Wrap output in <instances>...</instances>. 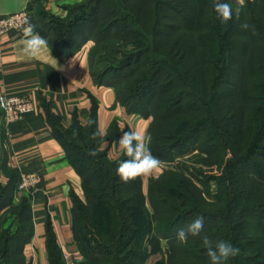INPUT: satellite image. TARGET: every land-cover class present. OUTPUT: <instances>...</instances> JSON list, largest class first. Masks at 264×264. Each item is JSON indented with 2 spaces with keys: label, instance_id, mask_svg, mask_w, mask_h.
Here are the masks:
<instances>
[{
  "label": "trees",
  "instance_id": "16d2710c",
  "mask_svg": "<svg viewBox=\"0 0 264 264\" xmlns=\"http://www.w3.org/2000/svg\"><path fill=\"white\" fill-rule=\"evenodd\" d=\"M221 2L240 7L239 18L234 11L222 24L214 0H85L74 17L68 5L65 18L36 5L35 31L57 54L92 40L93 65L95 45L112 38L125 46L118 61L93 71L95 79L114 87L129 113L151 119L153 155L177 163L149 177L147 190L143 177L124 183L116 170L127 157L109 155L108 135L93 139L96 114L65 127L51 113L83 188V196L72 194L82 254L74 264H147L152 256L153 264H209L204 237L239 249L226 264H264V0ZM191 152L200 166L179 163ZM16 173L7 169L0 181V264H30L25 247L35 236L31 195L16 197ZM212 180L218 191L208 199ZM13 210L19 222L5 226ZM197 216L205 219L202 232L180 242L177 230ZM47 249L50 264H66L52 228Z\"/></svg>",
  "mask_w": 264,
  "mask_h": 264
},
{
  "label": "crops",
  "instance_id": "0c3cea01",
  "mask_svg": "<svg viewBox=\"0 0 264 264\" xmlns=\"http://www.w3.org/2000/svg\"><path fill=\"white\" fill-rule=\"evenodd\" d=\"M38 2L53 15L65 18L72 0H0V16L25 8L32 15ZM23 39V32L17 29L0 35V92L29 95L37 107L12 123L10 132L5 131L0 112L1 181L8 179L7 169L41 174V182L31 195L35 236L26 245L25 255L32 257L35 242L38 264H50L47 231L52 228L65 263L74 264L82 254L72 228V194L83 196V188L49 115L56 114L65 127H72L77 120L86 124L96 114L98 126L102 125L108 135L103 145L112 158L122 155L117 145L121 127L123 131L136 127L147 132L150 119L129 113L119 103L114 87L97 82L90 56L92 40L70 55L57 54L48 43L40 57L30 58L22 51ZM15 192L16 197L24 194Z\"/></svg>",
  "mask_w": 264,
  "mask_h": 264
},
{
  "label": "clouds",
  "instance_id": "9594fccd",
  "mask_svg": "<svg viewBox=\"0 0 264 264\" xmlns=\"http://www.w3.org/2000/svg\"><path fill=\"white\" fill-rule=\"evenodd\" d=\"M244 0H239L242 6ZM214 11L217 18L222 24L227 23L235 15L239 18L241 8L237 7L233 10L231 4L214 0ZM28 26L24 29V39L21 41L23 53L30 58L40 57L41 54L48 49V41L35 32V26L27 22ZM243 29L249 27L248 24H242ZM91 123V122H90ZM129 131H123L117 145L119 150L127 157L119 162L117 167V175L124 183H128L140 177L158 178L161 172V160L153 155L149 147L150 138L147 133L140 128L129 127ZM75 134V133H74ZM106 136L105 128L97 126L93 132V139ZM90 155H95V150H90ZM205 219L203 216H197L186 227L177 230L176 238L180 242H186L189 236H198L204 228ZM203 244L206 247V255L209 258V264H226V262L239 254V249L234 247L228 241H217L213 247L212 241L208 237L203 238Z\"/></svg>",
  "mask_w": 264,
  "mask_h": 264
},
{
  "label": "built area",
  "instance_id": "2783aa9c",
  "mask_svg": "<svg viewBox=\"0 0 264 264\" xmlns=\"http://www.w3.org/2000/svg\"><path fill=\"white\" fill-rule=\"evenodd\" d=\"M31 20V11L28 8L21 9L14 13L0 16V35L17 29L24 32ZM35 101L29 95L0 92V112L3 118V126L6 132H10V126L23 116L36 109ZM41 182L39 172H20L17 181V191L32 195L34 189Z\"/></svg>",
  "mask_w": 264,
  "mask_h": 264
},
{
  "label": "rangeland",
  "instance_id": "374dc122",
  "mask_svg": "<svg viewBox=\"0 0 264 264\" xmlns=\"http://www.w3.org/2000/svg\"><path fill=\"white\" fill-rule=\"evenodd\" d=\"M85 0H72V2H69L68 5L72 6V10H71V17H74V15L77 13V7L79 5V3L84 2ZM38 11V10H37ZM32 16L34 17H39L36 14V11L34 10V12H32ZM120 43L117 42H112V38L106 41L101 42L100 44L95 45L94 48V56H93V67H94V71L96 72H102L105 68H107L108 66H111L113 63H115V61H118L121 57H122V50L124 49L125 46L124 45H119ZM150 119V118H149ZM151 120V119H150ZM147 133V132H146ZM196 152V151H195ZM194 152V153H195ZM193 152L184 155L185 157H182L180 159L179 162L181 165L185 164L188 165L190 167H196V166H200L203 162H202V158L201 156L194 154ZM177 164V163H176ZM176 164H171V163H167V162H162L161 165V170L165 167V168H171ZM179 164V165H180ZM178 166V165H177ZM176 167V166H175ZM184 167V166H183ZM1 177H2V172L0 170V181H1ZM148 177H145L144 180V186L145 189L147 190V185H148ZM201 185V184H200ZM201 187H204L203 185H201ZM204 194L208 199H214L216 197L217 191H218V185L217 182L215 180H212L210 182V186L205 187L204 189ZM18 201V200H17ZM6 224L5 226L11 224L14 222V218H15V227L17 225L18 221V216L15 214L14 210L13 212H7L6 213ZM162 246L164 248V250H166L168 248V241L167 239H163L162 240ZM32 249L30 251V253H32V257H29L27 259V262H29L30 258L32 260V264H38V250L36 248V243H33V246H31ZM29 253V255H30ZM158 256H152L147 264H153L155 259ZM70 258V257H69ZM80 260V259H79ZM77 260V261H79ZM70 262L72 261L71 259L69 260Z\"/></svg>",
  "mask_w": 264,
  "mask_h": 264
}]
</instances>
